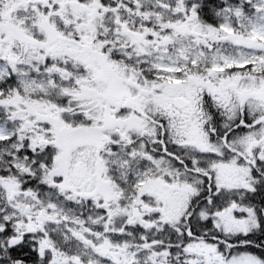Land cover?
<instances>
[{
	"label": "snow or ice",
	"instance_id": "snow-or-ice-1",
	"mask_svg": "<svg viewBox=\"0 0 264 264\" xmlns=\"http://www.w3.org/2000/svg\"><path fill=\"white\" fill-rule=\"evenodd\" d=\"M0 264H264V0H0Z\"/></svg>",
	"mask_w": 264,
	"mask_h": 264
}]
</instances>
